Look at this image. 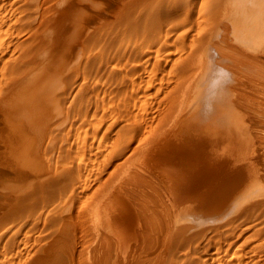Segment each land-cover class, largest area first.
<instances>
[{
	"label": "bare ground",
	"instance_id": "6f19581e",
	"mask_svg": "<svg viewBox=\"0 0 264 264\" xmlns=\"http://www.w3.org/2000/svg\"><path fill=\"white\" fill-rule=\"evenodd\" d=\"M12 1L15 4L14 0ZM214 1H216L213 2L215 6L211 5L214 7V9L211 8L213 15L209 14L211 17L213 16L212 18L209 16V18L212 19L211 21L214 23H211L214 25L210 28L203 25L204 28L197 30L198 34L195 33L197 36L194 35L195 42H191V47H188V50L190 48L188 54L176 58L174 66L169 71L163 70V77L160 78L159 74L158 77L155 76L152 73L155 71L153 68L142 66L146 70L145 72L149 71L147 74L150 75V78L147 76L149 79L142 80L144 84L147 82L148 87L160 84L158 89L155 86L156 94L154 92L151 96L150 93L148 94L152 98L158 94L161 95L157 97V99L159 98V106L157 105L159 112L153 116V121L149 122L150 119L142 121L139 119V113H136L139 111L138 109L140 111H142L141 109L147 110L146 102L141 100L144 95L142 88L145 87L144 85L141 87L143 82L139 81L140 83L136 84L134 81L135 84L132 83L134 87L129 88L132 90L130 91L132 92V101L129 99L132 103L129 101L128 104L131 103L129 106H133L129 108L130 112H133L132 114L128 113L130 115L126 118L128 122L124 124L125 129L126 127L131 128L129 124L133 125V128L134 125L142 124L140 129L142 140L139 142L137 153L122 162V169L111 171L112 176L109 175L108 179L105 178V181H102L89 193H87V189L97 179H94L95 176L93 177L91 173L94 165L88 164L90 162L88 161L82 167L84 169H79L73 176L77 178L74 185L79 187L80 197L76 196L73 202L70 200L71 203L69 200H67L68 202L60 201L47 213L49 214L45 216L47 227H44L46 233L44 229L42 230L45 233L44 237H41L43 240L37 238L40 241L30 244V240L26 239L25 246L18 248L16 254L15 251L12 254L13 249H8L7 245L2 251L0 250V264H164L167 256L170 255V248L173 249L176 242L180 239L182 241L195 228L210 221L211 217L218 216L215 220L217 221L219 218H227L221 217V215H228L245 203L260 204L264 202V0ZM19 2L21 1L19 0ZM60 2L65 3L66 0ZM73 6L72 3L69 13L65 12L66 16L69 15L67 17L69 26L72 23L70 13ZM74 8L76 9V7ZM61 9L62 7L58 8L55 17L63 13ZM180 9L179 11H181ZM184 10L187 11L186 8ZM188 11L183 14L189 18L191 10ZM5 14L6 12L4 16ZM63 14L60 16L62 17ZM201 15L198 16L201 17ZM64 17L65 15L59 19L63 20ZM18 20L20 21V18ZM199 22L203 21L200 19ZM52 23L50 22L51 25ZM28 30L25 29V31ZM34 32L36 33V31ZM187 32L189 31L187 30ZM53 53V56H57V53L56 55L55 52ZM157 57L152 58L157 60ZM143 58L145 59V57ZM145 61L148 62V60ZM159 63L162 62L159 61ZM51 64L50 61L46 62L48 71L42 73V77L37 75L39 72L31 71L34 74H24L17 81V77L13 79L7 71L5 74L14 81L10 77L5 80L6 76H3L5 81L3 78L0 79V82L3 83L0 86L8 87L6 89L0 87L1 231V228H4L7 223H14L20 217L23 219L31 207L35 208V204L38 205L42 202L41 197L46 198L47 196L46 194L43 196V193L54 196L60 192L62 196L69 188L66 187L69 183L67 184L68 181L65 179L68 177L67 175L65 177L66 172L69 175L68 170L61 168L63 170L61 172H58L57 169H55L57 172L53 171L52 165L49 163L51 161L45 164L46 162L44 161V163L43 160L46 158L42 160V156H38L39 146L36 145L37 143L33 145V140L28 137L30 134L26 136L28 132H32L34 136L40 137L42 128L50 116L48 110L52 111L51 108L57 106L55 101L52 103V94H50L51 91L53 93L51 81L54 77L49 69ZM53 64L55 65V63ZM213 65H222L227 68L232 73L233 82L228 85L224 98L215 104L211 113L206 114V110L202 106V94L206 83L212 77ZM43 67L41 68L43 69ZM159 67L160 65L156 66L158 70ZM5 68L0 69L5 70ZM6 69L9 70L8 67ZM134 72H138V69ZM131 73L130 76H132ZM135 75L133 76L135 77ZM143 75L145 76V74ZM9 79H11L10 85H7ZM173 81L174 86L168 90L164 89ZM136 86H139V89ZM148 87H145V97L147 91L150 90ZM122 101L126 103L127 100ZM50 103H52L51 107ZM145 113L147 112H144L143 115L146 116ZM113 122L115 123L114 120ZM25 131L28 132L25 133ZM120 135L122 136V133ZM159 138L161 139L159 140ZM38 144L40 143L38 142ZM154 144L160 145V151L155 155L164 164L161 162L159 166H156V169L149 168L151 170L149 171L147 166L139 164L142 162L140 153L146 147ZM100 145L99 147L105 148L110 146L109 140L100 142ZM176 160L181 163L182 170L177 177H173L170 168ZM70 178L72 179L71 176ZM202 179L209 182V185H218L217 188L213 186V190L202 203L204 208L196 210L199 208L197 204L194 207L184 205L187 203L179 197L183 195L187 183H197ZM72 183L74 181L70 183L74 187ZM164 183L169 185L173 192L172 196L167 195L170 198L164 194ZM85 193L87 194L85 195ZM177 194L180 195L177 196ZM44 200L47 202L49 199ZM35 209L37 211V208ZM32 210L27 213L30 214ZM12 219L17 220L12 221ZM12 226L15 227L14 224ZM18 227L20 228L21 225L19 224ZM19 228L16 231L14 229L13 238H11L12 236L9 238L13 240V243L17 241L21 232ZM5 229H3L4 232ZM3 233L0 234L4 235ZM12 242H9V246L13 245ZM177 245L178 243L175 246ZM241 247L234 251H225L223 246L217 245L212 250L210 264H264V240L260 239L247 247L243 245V248L240 249Z\"/></svg>",
	"mask_w": 264,
	"mask_h": 264
},
{
	"label": "rangeland",
	"instance_id": "374dc122",
	"mask_svg": "<svg viewBox=\"0 0 264 264\" xmlns=\"http://www.w3.org/2000/svg\"><path fill=\"white\" fill-rule=\"evenodd\" d=\"M20 1L21 2H19V0H14V4L12 0H0V34H2L0 35V68H5V66L9 64L6 66L9 70L6 68L5 70L0 69V79H2L3 76H6L4 77L6 80V78L10 77L6 75L9 73L8 75L11 74L13 79L17 77V80L22 75L30 74L34 71V73L39 72L37 75L42 77V73L44 74L45 71H48L46 62L49 63L50 61V63H52V68L49 67V69L54 75V77H52L53 80L51 81L53 93L51 91L50 94H52V103L55 101L57 106L51 108V110L53 109L52 111L48 110L51 118L48 116L50 119L48 121L47 118V123L45 122L40 137L37 135L34 136L32 132V136L28 131H25V133L28 132L26 136L30 134L28 137L33 140V145L37 143L36 145L39 146H37L39 148L38 156L41 155L42 157H39H41L42 160L43 158H46L43 160V162H46H44L45 164L49 161L53 162H49L52 165L53 171H56L55 169H57L58 172H61L63 171L61 168L68 170L72 179L66 172L65 177L68 176L69 178H64L68 181L65 182L67 184L69 183L68 186L66 185V187L69 188L67 190L65 187L66 190L62 196L60 192L59 194H54V196L43 193V196L45 194L47 195L46 198L41 197L42 202L38 203V205H34L38 212L35 211V208L31 207L30 210H35H32L30 214L27 213L30 210L27 211L26 213L27 215L29 214V216L25 213L23 219L21 217L19 220L12 219V221H17L14 223L9 222L4 228H1L2 231L0 230V233H3V229L6 227L5 232L7 230L8 233H3L5 237L0 234V236H3L0 237V250L2 251L7 245L8 249H13L12 254L14 251L16 254L18 248L25 246L24 243L26 242V239L32 242L29 241L30 244H33L40 241L41 237H44L43 234L46 233L45 228L47 227L45 225V216L49 215L47 213L55 207V204L57 205L60 201L68 202L67 200L71 203L70 200L73 202L76 199V196L77 198L80 197V189L74 185L77 178L73 176H75L77 173L76 171L84 167L88 161H90L88 164L91 163V165H94L91 173L93 174V177L95 176L94 179L97 180L90 185L89 189H87V193L91 192L96 186L98 187V184L105 181V178L108 179V177H110L109 175L112 176L111 173L113 170L118 168L120 170L121 167L123 168L122 162L137 153L138 146L140 145L139 142L142 140V133L140 131L142 124L134 125L135 131L131 124L129 125L132 129L127 127L125 129V124L128 122L126 118L133 112H130L129 109L130 107H133L129 106L132 103V92H130L132 90L129 88H131V86L133 88L135 82L138 84L145 81L146 78H150V75L147 74L149 71L145 72L146 70L144 68H153L155 71L152 73L157 77L159 74L161 78L163 77V70L169 71L174 66V60H176V58L181 55H187L190 50V48L188 50V47H191L190 45H192L190 43L193 41L195 42L194 35L195 33L198 34L197 30L202 28L203 25H206L209 28L214 25V22L211 21L213 16L211 17L210 15H213L212 9H214L211 5H214L213 2H216L214 0H79L80 3L78 0H66L65 3L60 2L63 0ZM72 3L74 5L70 13V16L72 15L70 19L72 23L69 26V21L67 20L69 15L66 16L67 14L65 12H70L69 9L71 8ZM59 7H62L61 10H63L64 13L60 14H63L66 17H64L63 20H60L63 18V15L62 17L60 14L58 15L60 19L58 16L55 17ZM74 7H76V9ZM185 8L187 11L184 10ZM78 9H80L81 12L78 11ZM179 9L181 11H179ZM188 10H191L189 18L184 15L186 12H189ZM182 11L185 13L183 14ZM5 12L6 14L4 16ZM199 13L202 14L201 17H199ZM209 16L211 18H209ZM7 17L10 18L7 19ZM18 17L20 18V21L18 20ZM198 17L203 22L200 23ZM12 19H15L16 21H13ZM22 19L23 21H21ZM49 21L51 23L53 22L55 26L53 23L51 25ZM59 21L62 25H59ZM25 29H29L30 31H25ZM187 30L189 32H187ZM34 31H36V33ZM199 40L201 39L199 38ZM20 44H22V46H20ZM52 51L55 52V55L57 53V56H53L52 54L54 53ZM46 54L47 56H45ZM156 56H158L157 60L152 58ZM61 57L63 58L60 59ZM143 57H145V59ZM158 59L162 63L158 64ZM145 60H148V62ZM41 63L45 66L43 67ZM53 63H55V65ZM150 64L154 65L151 66ZM157 64L160 65L159 68L162 70H158V67L156 68V66H158ZM142 66H144V68H142ZM31 67L34 68L32 69ZM37 67H43V69L41 68L39 70ZM45 67L46 69H44ZM133 68L136 71L138 69V72L135 73ZM10 70L13 71L10 73ZM141 72L145 74V76ZM130 73L132 76L136 74L135 77L137 78L135 79L133 76V80ZM137 75L140 76L138 77ZM141 77L145 78L143 79ZM11 79L8 80V84L6 83L7 85H10L9 82H11ZM13 79L12 81H14ZM0 84L3 85L1 82ZM169 84L164 89L168 90L171 86H174L173 84L175 83L173 81ZM143 85L148 87L147 82L145 84L143 82L141 87H143ZM159 85L160 84L157 83V85L154 84L152 87L149 86L148 90H150L147 91L146 97L144 96L146 95V88H142L144 95L141 100L146 102L147 110L150 111H143L144 109H141L142 111H140V109H138L139 111L136 113H139V119L142 121L146 119H150L149 122L153 121V116L159 112V98L157 99V97H160L161 95L158 94V96L156 95V97L153 98L148 95L149 93L150 96L151 94L153 95L152 92L156 94L154 91L156 89L155 86L158 89V87H160ZM0 87L3 88L4 86ZM136 87L139 89V86ZM6 88L8 87L6 86ZM124 97L127 98L125 99ZM129 99H131V101ZM122 100H127L128 102L126 101L125 103ZM129 101L131 102L130 104H128ZM52 103H50V107ZM144 112H147L145 113L146 116L143 115ZM119 132L120 134L122 133V136ZM44 135L46 136L44 137ZM118 135L119 137H117ZM160 139L161 138H159V140ZM104 140H109L110 146L106 148L99 147L101 146L100 142ZM38 142L40 144H38ZM159 151L160 145L158 144L146 147L140 153L142 162L139 164L147 166L149 171H151L150 169H156V166H159V163L163 162L157 155H155L158 154ZM83 169L84 168H82V170ZM181 170V163L177 160L174 161L170 168L172 176L177 177ZM71 181H74V183H72L74 187L71 186ZM213 186L214 188L218 187V185H209V182L205 179H202V181L197 183H187L185 191L179 199L184 200L187 203L184 205L189 207H194L197 204L199 208L196 210L204 208L202 203L209 196L211 190H213ZM73 189H77V191H74ZM164 189L166 197L169 194L172 196L171 193L173 192L171 191L170 186L166 183H164ZM71 192H74L75 194ZM65 193L70 196L74 195L75 197L72 198V196H66ZM87 193H85V195ZM179 195L180 194H177V196ZM43 198L49 200L46 202ZM43 200L46 204H44L45 202L43 203ZM173 200L174 199L172 198V201ZM172 204L174 203L172 202ZM40 210L42 212V217L39 214ZM229 214V216L227 214L221 215V217H227L228 219L219 218L217 221L215 220L218 216L211 217L210 221L198 226V229L195 228V230L186 236V238L184 237L182 241H180V239L176 242V244L178 243L177 246H175L176 244H173V249L170 248V255L167 256L164 264H210L212 261L210 257L212 250L215 249L217 245L223 246L225 251H234L241 246L240 249H242L243 245L244 247H247L256 243L260 239L264 240V202L260 204L245 203ZM40 218L43 219L41 220ZM13 224L15 227H18L19 224L21 225L20 228L18 227L21 229V232L18 235L17 241H14V243L12 242V239H9L11 236V238H13V234L18 230V228L15 229V227H11ZM43 229L45 233H43L44 231L42 232ZM38 235L39 237H37ZM37 238L40 239L37 240ZM8 239L9 241H7ZM9 242H12L13 245L10 244L11 246H9Z\"/></svg>",
	"mask_w": 264,
	"mask_h": 264
},
{
	"label": "clouds",
	"instance_id": "9594fccd",
	"mask_svg": "<svg viewBox=\"0 0 264 264\" xmlns=\"http://www.w3.org/2000/svg\"><path fill=\"white\" fill-rule=\"evenodd\" d=\"M212 77L206 83L202 94V106L206 114L213 111L215 104L224 98L228 85L233 82L232 73L222 65H213Z\"/></svg>",
	"mask_w": 264,
	"mask_h": 264
}]
</instances>
